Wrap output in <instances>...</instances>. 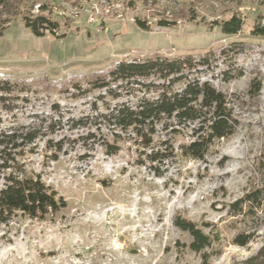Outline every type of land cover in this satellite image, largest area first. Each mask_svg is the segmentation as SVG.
I'll list each match as a JSON object with an SVG mask.
<instances>
[{
	"label": "rangeland",
	"instance_id": "374dc122",
	"mask_svg": "<svg viewBox=\"0 0 264 264\" xmlns=\"http://www.w3.org/2000/svg\"><path fill=\"white\" fill-rule=\"evenodd\" d=\"M22 1H35L37 13L41 0ZM53 6L54 36H32L20 16L0 18V81L12 89L0 94V123L42 129L20 161L66 206L43 220L16 214L0 225V264H249L264 246V200L253 215L236 216L230 206L264 186V36L253 34L264 30V0H53ZM234 15L243 22L240 32L223 35L219 24ZM155 56H209V67L193 76L226 95L238 122L201 162L179 156L178 146L190 140L186 132L171 139L176 156L161 177L140 165L143 150L134 137L101 118L144 91L90 85L119 62ZM226 71L242 76L224 82ZM253 81L261 83L257 95L249 92ZM166 139L156 136L153 146ZM176 217L210 237L206 259L187 249L191 240L173 225ZM238 235L251 239L240 248L232 243Z\"/></svg>",
	"mask_w": 264,
	"mask_h": 264
},
{
	"label": "trees",
	"instance_id": "16d2710c",
	"mask_svg": "<svg viewBox=\"0 0 264 264\" xmlns=\"http://www.w3.org/2000/svg\"><path fill=\"white\" fill-rule=\"evenodd\" d=\"M35 3L27 6L22 0H0V18L20 16L23 27L36 38L56 35L58 23L49 17L54 7L53 0H41L37 13L32 14ZM242 24L241 18L234 15L220 23L219 28L223 35H236ZM157 25L167 27L162 22ZM135 26L149 32V27L139 20L135 21ZM254 32V35L264 36V30L255 28ZM209 65V56L198 59L155 56L143 61L119 62L107 75L96 76L90 83L93 88L106 89L108 93L111 92L110 86L118 84H132L144 91L134 104L116 105L101 118L115 131L134 137L137 146L143 150L145 161L140 165L149 164V170L157 177L162 176L160 170L167 161L176 156L171 139L186 132L190 140L178 146L177 152L184 159L201 162L215 142L231 137L237 129L238 122L226 95L209 81L193 76ZM222 76L224 82H229L241 77L242 73L226 71ZM11 90L9 82L0 81L1 95L9 94ZM260 90V82L250 84V94L257 95ZM150 94L153 96L148 97ZM54 126V123L47 125L49 132ZM41 130L40 127L3 128L0 123V225L8 223L16 214L43 220L66 206L64 200L38 176L28 174L20 161L25 151L44 136ZM161 134L167 139L155 148L154 138ZM114 154L115 151L109 153ZM263 200L264 186H258L245 193L230 208L236 216L253 215L261 208ZM173 225L189 236L191 241L187 249L206 259L205 252L212 242L210 237L197 225L180 217L174 219ZM250 239L249 235H238L232 243L241 248ZM249 264H264V246Z\"/></svg>",
	"mask_w": 264,
	"mask_h": 264
},
{
	"label": "built area",
	"instance_id": "2783aa9c",
	"mask_svg": "<svg viewBox=\"0 0 264 264\" xmlns=\"http://www.w3.org/2000/svg\"><path fill=\"white\" fill-rule=\"evenodd\" d=\"M38 6L36 7V10H37Z\"/></svg>",
	"mask_w": 264,
	"mask_h": 264
}]
</instances>
